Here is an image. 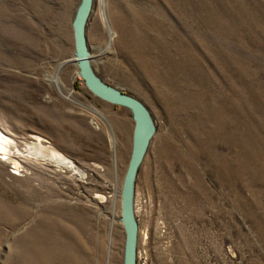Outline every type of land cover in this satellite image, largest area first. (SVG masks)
<instances>
[{"label": "rangeland", "instance_id": "rangeland-1", "mask_svg": "<svg viewBox=\"0 0 264 264\" xmlns=\"http://www.w3.org/2000/svg\"><path fill=\"white\" fill-rule=\"evenodd\" d=\"M80 4L0 0V129L20 146L41 139L86 177L0 155V264L41 220L77 227L100 208L103 155L120 154L121 127L133 144V112L79 75ZM85 37L95 75L150 116L132 194L136 264H264V0H93Z\"/></svg>", "mask_w": 264, "mask_h": 264}, {"label": "bare ground", "instance_id": "bare-ground-1", "mask_svg": "<svg viewBox=\"0 0 264 264\" xmlns=\"http://www.w3.org/2000/svg\"><path fill=\"white\" fill-rule=\"evenodd\" d=\"M50 81L62 93L59 80L56 77H50ZM147 129L148 126L146 135L150 137L151 134L147 133ZM118 134L121 145L120 154L118 152V155H114L113 158L103 155L101 159L106 165L104 168L106 182L103 185L105 195L95 197L101 200L98 203L100 208L90 210L88 216L84 217L83 223L77 227L72 218L56 221L57 230H53L52 225L47 221L41 220L39 224L42 229H39L38 236L32 238L30 234H24L18 240L13 254L9 255L5 264H9V259L16 264H120V256L116 250L120 245L122 233L117 222L116 207L118 194L125 177L122 174L123 167L129 163L133 144L131 145L128 129L121 127ZM111 145L116 151V141L113 135L111 136ZM0 155L6 162L16 160L17 156L25 157L27 155L32 160L46 162V165L47 163L54 164L61 170L72 171V176L79 181L86 179L84 173L76 165L58 153L50 151L39 138L35 141L25 142L20 146L18 142L0 129ZM17 161V166L21 168V171L15 169L17 172L13 174L22 176L24 167L19 160Z\"/></svg>", "mask_w": 264, "mask_h": 264}, {"label": "water", "instance_id": "water-1", "mask_svg": "<svg viewBox=\"0 0 264 264\" xmlns=\"http://www.w3.org/2000/svg\"><path fill=\"white\" fill-rule=\"evenodd\" d=\"M92 6L93 0H81L80 7L73 22L75 55L79 75L88 90L104 101L130 109L135 116L132 157L124 177L121 197L122 221L126 229L125 264H136L137 224L134 217L132 194L138 170L151 139V135L150 137L146 135L147 126L150 131V116L145 106L139 100L106 85L95 75L85 37Z\"/></svg>", "mask_w": 264, "mask_h": 264}]
</instances>
